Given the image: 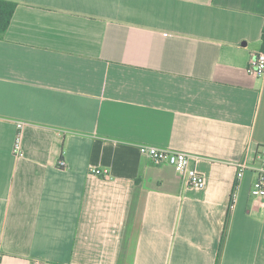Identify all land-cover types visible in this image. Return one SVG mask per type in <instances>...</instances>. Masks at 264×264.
I'll use <instances>...</instances> for the list:
<instances>
[{
	"label": "crops",
	"instance_id": "obj_1",
	"mask_svg": "<svg viewBox=\"0 0 264 264\" xmlns=\"http://www.w3.org/2000/svg\"><path fill=\"white\" fill-rule=\"evenodd\" d=\"M5 1L0 264H264V0Z\"/></svg>",
	"mask_w": 264,
	"mask_h": 264
},
{
	"label": "built area",
	"instance_id": "obj_2",
	"mask_svg": "<svg viewBox=\"0 0 264 264\" xmlns=\"http://www.w3.org/2000/svg\"><path fill=\"white\" fill-rule=\"evenodd\" d=\"M248 74L262 78L264 76V52H258L249 62L247 67ZM139 153L150 159L155 165L167 164L174 168L177 174L185 180L186 184L193 189H202L205 186L204 176L196 169L190 167L189 156L180 151L160 150L152 146L140 145ZM14 152H17V145L14 147ZM258 166L248 165L246 162L236 164L235 184L231 193L229 209L232 210L235 206L240 188V182L246 171H252L255 174V179L250 189V196L253 200L264 199V147L257 154ZM59 166H63V161H59ZM92 174L105 177V172L99 169H93Z\"/></svg>",
	"mask_w": 264,
	"mask_h": 264
},
{
	"label": "trees",
	"instance_id": "obj_3",
	"mask_svg": "<svg viewBox=\"0 0 264 264\" xmlns=\"http://www.w3.org/2000/svg\"><path fill=\"white\" fill-rule=\"evenodd\" d=\"M16 4L14 2L0 0V39L5 34L15 11ZM261 45L264 51V26L261 34Z\"/></svg>",
	"mask_w": 264,
	"mask_h": 264
}]
</instances>
